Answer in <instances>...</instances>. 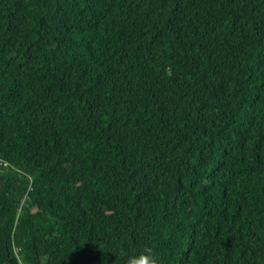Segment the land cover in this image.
<instances>
[{"label":"trees","instance_id":"1","mask_svg":"<svg viewBox=\"0 0 264 264\" xmlns=\"http://www.w3.org/2000/svg\"><path fill=\"white\" fill-rule=\"evenodd\" d=\"M264 264V0H0V264Z\"/></svg>","mask_w":264,"mask_h":264},{"label":"clouds","instance_id":"2","mask_svg":"<svg viewBox=\"0 0 264 264\" xmlns=\"http://www.w3.org/2000/svg\"><path fill=\"white\" fill-rule=\"evenodd\" d=\"M127 264H156L155 257L149 250L147 254L141 253L128 259Z\"/></svg>","mask_w":264,"mask_h":264}]
</instances>
